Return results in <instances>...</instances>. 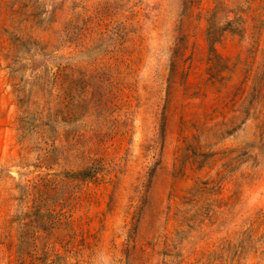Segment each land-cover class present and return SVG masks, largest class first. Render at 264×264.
Listing matches in <instances>:
<instances>
[{"label": "rangeland", "instance_id": "rangeland-1", "mask_svg": "<svg viewBox=\"0 0 264 264\" xmlns=\"http://www.w3.org/2000/svg\"><path fill=\"white\" fill-rule=\"evenodd\" d=\"M0 264H264V0H0Z\"/></svg>", "mask_w": 264, "mask_h": 264}, {"label": "trees", "instance_id": "trees-1", "mask_svg": "<svg viewBox=\"0 0 264 264\" xmlns=\"http://www.w3.org/2000/svg\"><path fill=\"white\" fill-rule=\"evenodd\" d=\"M73 174H75V175H76V174H80V173L77 171V172H73Z\"/></svg>", "mask_w": 264, "mask_h": 264}]
</instances>
